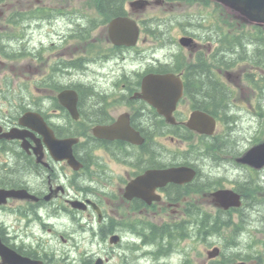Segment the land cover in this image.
I'll return each instance as SVG.
<instances>
[{
    "label": "flooded vegetation",
    "instance_id": "flooded-vegetation-1",
    "mask_svg": "<svg viewBox=\"0 0 264 264\" xmlns=\"http://www.w3.org/2000/svg\"><path fill=\"white\" fill-rule=\"evenodd\" d=\"M65 1L27 0L24 7L22 0H0V134H17L0 139V189L30 195L0 198V264H264V241L247 230L243 207L213 204L218 179L202 177L199 148L193 147L199 135L187 127L191 115L208 113L212 102L198 78H232L229 24L227 33L218 25L177 40L143 33L135 47L119 46L103 25L101 0H84L95 17L88 9L71 14ZM162 5L175 7L169 0ZM183 36L194 39L189 47L180 44ZM165 74L183 83L174 124L149 98L159 93L170 109L166 92L144 87L149 75ZM27 113L32 126L21 124ZM135 131L143 139L138 143ZM71 138L79 169L59 159L70 144L52 145ZM168 138L193 150L172 151ZM180 166L197 176L184 184L135 186L149 171ZM235 185L246 200L245 184ZM199 195L215 208L202 209ZM190 242L208 246L196 261L183 249ZM88 244L98 252L81 251Z\"/></svg>",
    "mask_w": 264,
    "mask_h": 264
},
{
    "label": "rangeland",
    "instance_id": "rangeland-1",
    "mask_svg": "<svg viewBox=\"0 0 264 264\" xmlns=\"http://www.w3.org/2000/svg\"><path fill=\"white\" fill-rule=\"evenodd\" d=\"M43 1L46 5H54L61 0ZM22 2L24 7H27V0H22ZM185 2L184 0H174V9L168 8V10L160 6H152L144 13L135 14L134 17L141 22L150 21L153 23V27H158L162 33L176 40L187 32H208L207 28L214 26L212 24L215 22L214 19L217 20L219 29L222 27L223 31H225L224 23H228L229 26L231 23L232 25L235 23V26H240L239 22L234 20L236 17H233L231 12L217 6L215 3L202 5ZM69 4L71 14L74 11L84 12V9L87 10L88 6L92 5L88 2L87 6V1L84 2V0H69ZM88 10L87 12L90 17L96 16L93 10ZM90 13H94L95 15ZM225 18L228 19L226 20ZM224 20L226 22L222 24ZM197 24L199 25L197 26ZM230 30L233 29L230 28ZM239 31L243 32L242 40L245 44H248L249 54H253L258 44H255L256 42L250 44L253 37L246 36V33L255 36L254 32H252V29L248 25L243 28L239 27ZM225 32L227 33V31ZM235 32L233 30L230 32V35H233ZM257 36L264 38V31ZM230 42H232L231 39ZM236 56L232 55V58L234 57L236 59ZM262 67H264V62L256 66L253 61H241L236 67L229 70V73L232 75L230 80H228L227 76L217 80L226 92L227 103L229 105L227 113H229V117H235V119L233 118L229 123L221 120L218 124L215 137L219 141H215L216 145L210 146L211 149L213 147L216 148L214 154L219 156L217 163L206 155L202 157L198 154V164L203 172L202 177L208 175L211 178L221 179L222 185L220 187H224L225 189L235 190L237 188L235 184L239 185L241 183L253 189H259L258 192L255 193L253 191L247 196L248 199L244 200L242 207L247 215V230L252 232L256 240L260 242L264 241V235L255 231L258 228L264 231V223L262 224V220L264 221V170L255 171L246 165H242L238 160L251 148L264 142V68ZM252 79L259 80L258 86L260 88H255V85L250 83ZM164 142L172 151L177 150L181 153H189L193 150L189 144L183 143L182 146L180 143H175L174 140H169V138ZM199 142L197 143V140H193V147L199 145L202 148L203 145L199 144ZM202 151L204 152V150ZM216 188L220 189L218 187ZM201 195L197 198V202H199L198 205L202 209L210 210L211 208H215L211 203V198L209 200L208 196L203 197ZM85 236L86 242H89L91 235L86 233ZM252 237L250 235L248 236L247 244L248 242L250 243ZM250 246L252 247V245ZM207 248L208 246L203 242L194 244L190 242L183 246V249H186L187 254L195 261L199 258L200 251L206 252ZM256 248H259V246H256ZM84 250L88 255H93L98 252V249L91 244L81 249V251Z\"/></svg>",
    "mask_w": 264,
    "mask_h": 264
},
{
    "label": "water",
    "instance_id": "water-1",
    "mask_svg": "<svg viewBox=\"0 0 264 264\" xmlns=\"http://www.w3.org/2000/svg\"><path fill=\"white\" fill-rule=\"evenodd\" d=\"M224 5L228 10L236 13V17L241 19L246 23H257L264 24V0H213ZM161 0H157L156 4H160ZM150 4L148 0H135L131 2V7L135 12L145 11ZM140 36V27L138 26L136 20L130 17H117L111 21L109 25V37L112 42L116 45H126L134 46L136 45ZM193 40L191 38H182L181 44L184 46H190ZM176 76L173 74L168 75H152L147 77L144 82V87L147 90L157 89L160 92H166V104L170 103L172 105L171 109L165 107L163 104V98L160 97V94H153L150 92V97L153 98L152 104L160 109V112L164 114L168 122L174 123L172 117V111L176 105V102L182 95L183 86L178 79L180 84L177 85ZM177 88V89H176ZM35 122L33 114H26L21 123L24 125L32 126V123ZM43 127L47 126L45 123H42ZM188 127L200 134L213 135L217 128V120L210 114L196 111L192 114L191 119L188 122ZM135 137L132 141L138 143L140 140L138 134L134 133ZM12 138L15 139L17 134H7L0 135V138ZM22 135L18 133V138H21ZM46 139L49 140L50 136H46ZM59 141H55L52 145L57 144ZM76 141H71V147ZM63 144V143H58ZM69 159L70 163L74 165L78 163L75 157L73 156L72 150L61 156L59 159ZM239 162L247 164L256 169L264 168V142L251 148L242 158H239ZM196 173L189 168H179V169H168L165 171H150L146 174L144 178L140 181L152 182L151 179L162 178V183L167 184L169 182H175L183 184L190 182L195 177ZM26 193V191L18 190H2L0 189V198L1 197H18L21 194ZM214 201L218 207L229 209L232 207H240L242 205L241 196L233 190H219L212 195ZM116 242V240H113ZM0 248L5 250V248L0 245ZM20 258V257H19Z\"/></svg>",
    "mask_w": 264,
    "mask_h": 264
},
{
    "label": "trees",
    "instance_id": "trees-1",
    "mask_svg": "<svg viewBox=\"0 0 264 264\" xmlns=\"http://www.w3.org/2000/svg\"><path fill=\"white\" fill-rule=\"evenodd\" d=\"M126 1L128 0H101L100 1L101 6L99 7V9L102 11V14L104 15L105 19L108 20L111 17L124 14L123 6H124V2ZM184 1L196 2V1H204V0H184ZM256 30L260 32V29L257 28ZM145 31L150 32V33H161L160 29L158 27H153L151 23L145 25ZM246 36H251V35H246ZM260 38L261 39L259 40L257 39V41L255 40L256 43L253 42V44L254 43L258 44V47L255 49L253 54L250 55L248 51V44H244L242 38L230 35L231 41L236 42L231 46V54L237 55L236 59H234V57L232 58V55H231L230 67H235V65L240 61H253L254 65L256 66H259L261 63H263L264 62V38L263 37H260ZM235 49H238L237 53H235ZM198 79L200 80V82L202 81V85L204 89L206 90V96H207L208 101L210 102L212 101L210 103L211 106L209 107V112L218 118L220 117V120H223V121L225 120V122L227 123H229L230 120H233V118L235 119V117L233 118L229 117V113H227L229 105L227 103L226 92L224 91V89L220 87L219 83L214 79H211L212 81L210 82H208L207 79L204 80L203 77L198 78ZM251 81L253 82L255 81V83L259 82V80H254V79H252ZM199 105L200 106L203 105V107L205 108L207 107V103H204L202 101H200ZM204 139L206 138L204 137L200 140V144L204 145L206 156L211 158L212 161L213 160L217 161L219 157L214 154V151L216 148L214 147L212 149L210 148V146L216 145V143L205 141ZM213 181L216 182V186L219 185V182H217L218 180H213ZM240 189L242 190L244 197L247 199H248L247 196L253 192L252 190L253 188L246 186V185L240 186ZM159 243H161V240L159 241Z\"/></svg>",
    "mask_w": 264,
    "mask_h": 264
}]
</instances>
